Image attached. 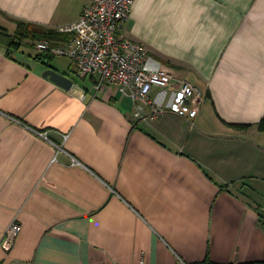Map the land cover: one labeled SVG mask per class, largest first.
<instances>
[{"label": "crops", "instance_id": "1", "mask_svg": "<svg viewBox=\"0 0 264 264\" xmlns=\"http://www.w3.org/2000/svg\"><path fill=\"white\" fill-rule=\"evenodd\" d=\"M89 1L0 0V25L57 29ZM119 31L201 89L196 114L135 118L70 57L0 46V238L21 226L0 264H264V0H133Z\"/></svg>", "mask_w": 264, "mask_h": 264}, {"label": "built area", "instance_id": "2", "mask_svg": "<svg viewBox=\"0 0 264 264\" xmlns=\"http://www.w3.org/2000/svg\"><path fill=\"white\" fill-rule=\"evenodd\" d=\"M131 1L90 0L75 21L57 28L67 33L65 39L52 42L40 38L35 41V53L70 57L78 76L97 75L92 83L95 91L105 84H116L131 97L135 118L142 114L153 118L166 110L194 116L203 99L201 89L190 80L176 76L170 68H146L142 62V45L119 33L120 24L129 15ZM152 86L172 88L173 96L166 106L148 97ZM39 133L46 137L44 132ZM71 161L77 162V159L71 155ZM20 227L14 219L7 224L0 238L2 250L12 247Z\"/></svg>", "mask_w": 264, "mask_h": 264}, {"label": "trees", "instance_id": "3", "mask_svg": "<svg viewBox=\"0 0 264 264\" xmlns=\"http://www.w3.org/2000/svg\"><path fill=\"white\" fill-rule=\"evenodd\" d=\"M15 27L12 32H8L4 26L0 25V46H4L7 50H17L21 44L27 46H34L35 41L40 38H62L67 37L66 32L59 31L54 28H47L45 26L35 24L20 19L14 20ZM36 57H42L44 55L34 54ZM186 78V77H184ZM187 79V78H186ZM247 126V125H242ZM256 129L264 130V113L261 118L255 123ZM258 225L264 230V210L256 207ZM190 264H210L205 258L194 261Z\"/></svg>", "mask_w": 264, "mask_h": 264}, {"label": "water", "instance_id": "4", "mask_svg": "<svg viewBox=\"0 0 264 264\" xmlns=\"http://www.w3.org/2000/svg\"><path fill=\"white\" fill-rule=\"evenodd\" d=\"M42 75L48 76L49 79H51L58 85L65 87V88H68L72 83V79L68 75L62 72H59L50 66L43 69ZM210 264H219V263H210Z\"/></svg>", "mask_w": 264, "mask_h": 264}, {"label": "rangeland", "instance_id": "5", "mask_svg": "<svg viewBox=\"0 0 264 264\" xmlns=\"http://www.w3.org/2000/svg\"><path fill=\"white\" fill-rule=\"evenodd\" d=\"M132 2H133V0L131 1V3H130V6H129V12H130V7H131V4H132ZM87 3H89V2H87ZM86 3V4H87ZM123 22V21H122ZM122 24V23H121ZM120 24V25H121ZM119 28H120V26H119ZM119 31V30H118ZM119 33H120V31H119ZM121 34V33H120ZM122 36V35H121ZM122 37H124V36H122ZM125 38H127V37H125ZM128 39H130V38H128ZM130 40H132V41H137V40H134V39H130ZM141 45H142V47H143V49H144V53H143V58H142V62L144 63V59H145V56H146V49H145V47L143 46V44H142V42H140V41H138ZM24 49L26 50V48L24 47ZM159 67H167V68H171V67H169L168 65H161V66H159ZM159 67H157V68H159ZM157 68H150L151 70H155V69H157ZM172 69V68H171ZM153 87V86H152ZM157 87V86H156ZM151 89V88H150ZM169 89H171V91H172V88H170L169 87ZM172 96H173V91H172ZM172 96H171V98H172ZM138 118H144V115L142 114V115H140V117H138ZM13 246V245H12ZM12 248V247H11ZM10 248V249H11Z\"/></svg>", "mask_w": 264, "mask_h": 264}]
</instances>
